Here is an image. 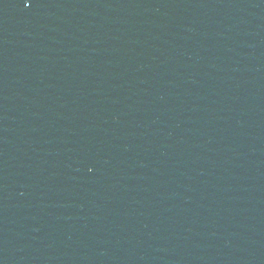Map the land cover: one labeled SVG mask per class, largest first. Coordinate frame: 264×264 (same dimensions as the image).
<instances>
[{
  "label": "water",
  "instance_id": "water-1",
  "mask_svg": "<svg viewBox=\"0 0 264 264\" xmlns=\"http://www.w3.org/2000/svg\"><path fill=\"white\" fill-rule=\"evenodd\" d=\"M148 264H264V0H128Z\"/></svg>",
  "mask_w": 264,
  "mask_h": 264
}]
</instances>
